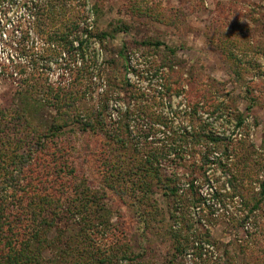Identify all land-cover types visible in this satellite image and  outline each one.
Instances as JSON below:
<instances>
[{"label":"trees","instance_id":"16d2710c","mask_svg":"<svg viewBox=\"0 0 264 264\" xmlns=\"http://www.w3.org/2000/svg\"><path fill=\"white\" fill-rule=\"evenodd\" d=\"M86 3L0 0L21 30L17 63L0 64L15 88V105H0V264H264V143L239 153L215 128L245 126L235 99L198 71L185 77L176 48L159 40L133 44L157 58L137 73L129 45L110 46L130 26L102 30ZM214 34L240 80V36ZM41 109L53 113L47 126ZM218 170L243 216L233 230L248 223V240L236 233L222 252L210 230L226 208ZM109 192L129 202L134 240L114 223Z\"/></svg>","mask_w":264,"mask_h":264},{"label":"rangeland","instance_id":"374dc122","mask_svg":"<svg viewBox=\"0 0 264 264\" xmlns=\"http://www.w3.org/2000/svg\"><path fill=\"white\" fill-rule=\"evenodd\" d=\"M86 2L85 11H91L90 22H96L102 30H110L111 24L120 21L130 26L129 32L120 33L110 42V46L120 49L127 43L137 73L145 70L143 66L145 61H154L157 58L154 51L138 49L133 44L151 39L176 48L178 63L182 65L179 69L183 70L185 77L188 73L196 74L198 71L204 80L219 83L220 89L230 93L231 98L235 99L236 107L246 117V124L243 128L234 130L235 122L228 126L219 120L215 123V128L225 136L234 135L236 144L234 147L238 148L239 153L261 150L264 143V53L263 47L257 43L260 40L256 38V34L263 32L260 26L264 24V0H86ZM10 17L15 22L19 14L9 13L6 18L0 16L3 18L0 21V64L3 63L12 69L19 58L18 43L21 30L16 22L10 24L8 21ZM23 28L22 31L28 32V41L25 44L32 46L33 32L30 27L24 25ZM218 28H224L240 36L237 45L240 48V51H237L241 60L240 80L234 75L231 65L225 61L218 46L212 43V35H215ZM97 49L100 50V47L97 46ZM100 53L104 54V50ZM53 67L55 69V66ZM54 69L52 79L57 77ZM14 90V84L0 76L1 106L15 105ZM178 102L179 100H173V107H176ZM250 104H254L252 111H248ZM39 111L40 113L34 115L35 119L44 126L49 125L53 116L52 111L49 109ZM215 178L219 180L215 188L221 191L216 201L222 200L226 208L219 207V211H216L219 216L213 221L210 230L212 238L222 252L230 241H236L234 236L236 233L248 240V223H243L241 228L237 227V232L233 230L231 219L242 220L243 216L231 198L232 193L226 186L225 176L218 170L215 172ZM158 200L161 206H164V201L161 198ZM106 202L114 212L116 211L113 215L114 223H121L129 229L134 240L136 228L131 223L133 219L130 217L129 202L114 197L110 192ZM120 214L124 220L120 219Z\"/></svg>","mask_w":264,"mask_h":264}]
</instances>
